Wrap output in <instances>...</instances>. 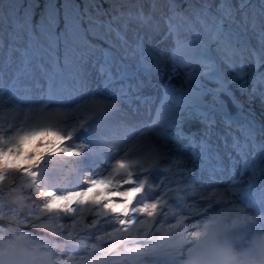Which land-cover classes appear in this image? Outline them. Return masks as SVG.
<instances>
[{"label": "snow or ice", "instance_id": "1", "mask_svg": "<svg viewBox=\"0 0 264 264\" xmlns=\"http://www.w3.org/2000/svg\"><path fill=\"white\" fill-rule=\"evenodd\" d=\"M39 7L28 5L21 17L15 0H0V108L18 103L21 67L40 51L51 54L53 63L62 56L76 68L79 95L64 98L50 85L46 95L31 101L40 114L37 126L0 134V264H45L41 253L46 256L42 249L49 242L78 244L82 233L90 239L100 231L105 235L98 239L107 237L110 246L92 247L108 254L119 242L143 249L145 259L170 254L172 264H264V120L251 114L254 103L264 109V74L251 88L231 87L248 73L241 44L225 32L224 20L205 24L203 31H181L170 22L162 31L153 25V34L146 35L141 28L152 18L142 11L138 24L129 18L117 28L111 20L96 19L85 27L83 20L61 25L37 13ZM167 11L171 21L182 9L171 0ZM93 25H105L107 35H97ZM97 53L107 65L103 74L92 71ZM255 67L264 65L257 61ZM224 68L232 72L227 79ZM130 75L149 85L162 79L172 100L166 121L153 122L147 139L148 123L124 99L127 93L97 91L119 88ZM205 80L215 87L203 88ZM206 96L214 103L196 106L208 103ZM136 98L143 103L148 95ZM62 111L66 118L59 121ZM211 160L231 174L229 198L222 203L209 195L220 187L209 171ZM68 162L74 164L71 186L62 181ZM228 206L242 222L218 211ZM28 228L41 232L45 243L37 244ZM13 236L29 243L20 247L9 239ZM84 254L81 264H103L94 252Z\"/></svg>", "mask_w": 264, "mask_h": 264}, {"label": "rangeland", "instance_id": "2", "mask_svg": "<svg viewBox=\"0 0 264 264\" xmlns=\"http://www.w3.org/2000/svg\"><path fill=\"white\" fill-rule=\"evenodd\" d=\"M73 1L72 0H15V2L20 5L19 13H23L24 9L30 4L31 5L39 4L40 7H39V9H37V13L44 14V17H48L50 15H53V13L56 12V10H54L56 7L71 4ZM219 1H220L219 2L220 4H225V3L230 4L231 1H235L236 4H234V5L239 7L238 11H242V12H239L240 13L239 17H243L245 19H248L249 21H254L260 25H264V22H263V20H264V0H260V1L259 0H219ZM73 16H74V13H72V12L70 15L67 14V17H73ZM28 67H29V65L24 66L21 69V70H24V69L30 70V75H29L28 79H23V80L17 82L16 91L14 93L16 97L25 94L27 98H30L34 94L33 87H34V82L36 81V76H35L34 70L32 68H30V67L28 68ZM106 70H107V65L104 64L103 60L100 62H96L92 68L93 72L101 73V74L106 72ZM224 72L226 73L225 79H227V77L231 76V74H232V72L230 70L224 71ZM132 77L135 79L134 83H132L130 80ZM249 77H250V75H248L245 78V81ZM69 79H70V82H68L66 80V77H63L61 80H58L56 82V84H57L56 89L58 91H60V95H65L67 98L73 97V96H78L79 95V80H78V76H77V71L71 72L69 75ZM159 82H160V79H157L154 84L149 85L147 81L142 82L139 78H137L135 76H131V77H127L126 79L118 82L121 85L119 88L113 86V89L108 88V90L105 91L104 87H101L97 90L101 94H106V95L111 94V91L114 93H127V95L132 96L134 101H137L138 99L135 97L134 91L138 90V89L141 91L142 89H144L143 91L145 92V94L153 95L152 110H157V109L159 110L160 107L164 104L169 105L170 107L172 105V100L170 98H167V96L165 95V90L162 89V87H159L160 86V85H158ZM50 85H51V78L47 77V79L45 81L41 82V85L39 87L42 88L43 92L45 93L49 90ZM231 87L233 89H235L238 87V85L235 83V84H232ZM247 87H249V86L247 85ZM51 88H52V85H51ZM124 99H125V97H124ZM123 107L125 108V105H123ZM2 109H4V108H1V110ZM251 114L257 122L264 120V109L261 108V106L258 102L251 105ZM192 115L195 116L196 114L192 113ZM154 118H155L154 121H150V129L143 134L145 136V139L148 138L147 134L151 130L152 123L153 122L159 123L160 117L158 115H155ZM129 147L131 148L132 146H129ZM257 160L259 162V152H257ZM214 161L215 160L209 161V171L210 172L214 171V168H213ZM225 175L229 176L231 174L228 171H226L223 174V176L225 177ZM224 182L226 185L222 184V185H220V187L215 188L216 193H217L215 195V197L220 196L219 192H221V190H224L226 192L228 191L231 180L224 181ZM7 183H10V185H11L12 181H6L5 184H7ZM4 195L7 196L8 193H6ZM223 195H225V194H223ZM27 202H29L31 204L30 201H26V204H27ZM5 211L9 215H11V213H9V212H11L10 208H5ZM227 214L229 215V219L236 218L237 222H242L239 213L232 210L231 207L227 210ZM166 227H167V225H166ZM104 235H105L104 232L100 231V232H97L95 237L92 236L90 239L88 238V240H85L84 241V247H86V251L87 252L89 251V253L90 252L93 253L92 250H94V249H93L92 245L97 246L100 243V242H98L95 244L94 243L95 239L98 237H102ZM9 239H11L14 243L20 244L19 245L20 247H23L24 246L23 244H26V241H21V242L17 241L14 236L10 237ZM101 242H104V243H101V246L104 249H106L108 246H110L107 243L108 242L107 237H105V239H102ZM71 246L74 249H76L77 244H72ZM90 246H91V249H90ZM99 249H101V248L99 247ZM131 249L132 250L130 252H126V250L121 252L119 254L118 258L114 259V261L118 262L119 264L129 263L130 259L133 256L139 254L138 253L139 251L137 250L136 246H131ZM64 260H65L64 261L65 264H71L68 260L67 261H66V259H64ZM81 260H78V261H81ZM170 260L171 259H169V261ZM73 262H74V264L76 263V261H73ZM165 262H168V261H165ZM147 263H148V261H143L139 264H147ZM78 264H81V262ZM135 264H137V263H135ZM178 264H184V262L180 261V263H178Z\"/></svg>", "mask_w": 264, "mask_h": 264}, {"label": "bare ground", "instance_id": "3", "mask_svg": "<svg viewBox=\"0 0 264 264\" xmlns=\"http://www.w3.org/2000/svg\"><path fill=\"white\" fill-rule=\"evenodd\" d=\"M183 1H187V2H189L190 0H183ZM198 1H203V0H198ZM216 1L217 0H208V3L209 4H215L216 3ZM171 2V0H162V1H160V2H157V3H155L154 4V8H156L159 12H161V11H163V10H167V8H168V5H169V3ZM226 4H228V3H226ZM189 5H190V3H189ZM234 6V4H231V2H230V4H228V10H229V12H230V15H232V14H235L236 12H237V10H235V8L233 7ZM239 12H242V11H239ZM193 13H195V15H196V18L197 19H202V17H203V13H196V11H195V9L192 7V6H190L188 9H187V11H186V15H187V17H189V16H191ZM246 25V23L244 24V23H242L241 22V24L239 25V27L241 28V27H243V26H245ZM247 61H249V60H251V59H246ZM131 104L133 105V106H135V107H138L139 108V110H140V113H141V117H142V119L144 120V121H146L148 124H150V121H154V116L153 115H151L150 113L152 112V110L150 111V109H147L146 111H150L149 113H147L146 111H145V109L142 107V102H138V103H135V102H131ZM226 172V169H223V170H221L220 172H218V173H214V174H217V175H219V176H216L217 177V180H220V181H229L230 180V176L231 175H225V177L223 176V175H221L222 173L224 174ZM70 177H72V176H74V171H71L70 172ZM75 178L73 177V178H69V180H71V181H73ZM70 186H71V184H69ZM226 193V191H224V190H221V192H219V195L222 197V198H224L223 196V194H225Z\"/></svg>", "mask_w": 264, "mask_h": 264}, {"label": "trees", "instance_id": "4", "mask_svg": "<svg viewBox=\"0 0 264 264\" xmlns=\"http://www.w3.org/2000/svg\"><path fill=\"white\" fill-rule=\"evenodd\" d=\"M73 1V0H72ZM83 2L84 0H74L71 4H68L69 6H67V7H64L63 9H61V10H63V11H65V12H70V11H75L76 9L75 8H77V6H80L81 4H80V2ZM260 1V0H259ZM79 2V3H78ZM76 4V5H75ZM231 4H236L235 3V1H231ZM234 8H235V10H237V12L235 13V14H232V15H229V18L226 20V22L224 23V29H225V31L227 30V28H228V26H231V23H233V21L236 19V21H237V19L239 18L240 19V21L242 22H245L246 24H248L250 21L248 20V19H245V18H243V17H238L237 15H240V13H239V11H238V9H239V7H237V6H233ZM225 10H228V4H226L225 3V9L223 10L224 12H225ZM63 15H64V12H63ZM263 22H264V20H263ZM248 34H251L250 32H244L243 33V35H239L238 34V29L236 28V30H235V33H234V37H237L238 38V41H239V43L242 45V44H244V43H246L247 41H248ZM242 39H243V41H242ZM253 40V39H252ZM5 183V182H4ZM6 186L7 185H10V183H7V184H5ZM7 192H5L4 194H6ZM16 194L17 193H13L12 194V199H15L16 198ZM28 204H30L29 202H27V205ZM9 213H11V212H9ZM27 231L28 232H30V233H32L33 234V239H35L34 241H43V234L41 233V232H37V230L36 229H33V228H28L27 229ZM37 244H39V243H37ZM20 245V244H19ZM24 245V244H23ZM42 250H44V249H42ZM44 254V253H43ZM46 257L47 258H49V255H48V253H46Z\"/></svg>", "mask_w": 264, "mask_h": 264}]
</instances>
